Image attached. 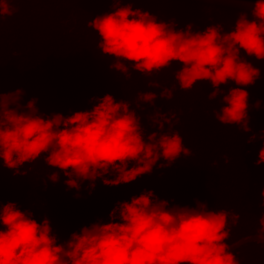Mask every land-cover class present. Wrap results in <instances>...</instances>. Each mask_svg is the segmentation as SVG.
<instances>
[{
  "label": "clouds",
  "instance_id": "9594fccd",
  "mask_svg": "<svg viewBox=\"0 0 264 264\" xmlns=\"http://www.w3.org/2000/svg\"><path fill=\"white\" fill-rule=\"evenodd\" d=\"M19 2L0 0V25L14 13L12 5ZM64 2L77 4L81 0ZM89 2L112 5L111 11L91 18L86 25L97 33L100 55L111 58V63L101 59L107 61L109 72L127 79L131 66L142 77H150L177 64L174 79L181 91L210 84L213 91L207 95L209 101L221 105L214 113L217 122L250 131L249 93L244 89L255 84L260 71L240 52L264 60V0H230L253 3L254 7L251 20L241 13L234 28L225 34H221L219 24L194 32L191 24L181 30L174 21L158 22L148 12L132 9L139 0ZM229 82L236 87L224 94L221 86ZM148 88L161 91L138 92L135 109L130 110L128 100L117 102L105 94L89 99L93 105L90 110L67 116L40 113L36 98L21 105L22 89L7 94L0 91V167L13 176H26L24 166L43 158L46 166L55 170L48 180L56 183L57 172L63 173L65 187L76 191V199L85 181L91 195L98 178L104 186L117 187L151 174L153 166L170 167L190 155L179 132L173 131L175 118L157 110L148 117L156 130L146 133L136 109L142 111V104L152 106L157 98L170 100L174 89L162 88L155 81ZM218 95L222 97L219 101ZM252 107L259 109L260 101ZM255 136H250V143L256 141ZM255 163L264 164V146ZM111 174L115 178H104ZM260 196L264 206V190ZM194 204L170 205L153 191L142 190L128 201H117L107 223L97 219L59 243L47 218L37 223L31 211H21L14 202L0 200V264H239L225 243L231 231L229 216L232 225L239 216L223 209L207 210V205L198 200ZM258 223L257 237L264 239V215Z\"/></svg>",
  "mask_w": 264,
  "mask_h": 264
},
{
  "label": "trees",
  "instance_id": "16d2710c",
  "mask_svg": "<svg viewBox=\"0 0 264 264\" xmlns=\"http://www.w3.org/2000/svg\"><path fill=\"white\" fill-rule=\"evenodd\" d=\"M121 6H124L123 4ZM132 9L146 11L158 22L174 21L177 29L193 25V31H203L208 26L221 25L225 34L234 28L241 13L250 15L253 3L221 0L203 4L199 0H139ZM10 17L0 25V91L4 94L23 90L21 105L32 98L44 115L60 113L70 115L75 111L90 110L91 97L111 95L115 101H127L135 109L140 91H155L148 85L153 81L162 88L174 89L170 100L157 98L152 106L142 104L136 114L145 132L156 127L148 117L159 110L161 115L174 117L173 131L183 138L189 149L188 157H181L168 168L153 166L149 175L135 182L117 187L104 186L95 180L91 195L86 191L88 182L81 185L79 199L76 191L67 189L63 173L57 172L56 183L48 180L55 170L46 166L43 158L26 164V176H13L7 168L0 167V200L14 202L21 211H31L32 218L40 223L47 218L58 242L63 243L73 232H79L97 219L108 222V213L117 201H128L142 190H151L161 200L171 204L195 207L194 201L207 205V210H225L237 214L239 220L232 225L229 216L231 245L242 237L259 232L258 219L264 215L260 193L264 190V164L256 165L258 152L264 146V60L240 56L259 69L260 77L249 93V132L238 126L222 125L214 113L221 105L209 101L213 89L210 84L195 86L190 92L181 91L174 79L179 65L142 77L129 66V77L108 71L107 61L96 47L97 33L86 27L91 18L112 10L109 2L81 0H20ZM118 79V80H117ZM236 87L229 82L221 86L224 94ZM222 97L217 96L219 101ZM260 101L259 109L252 107ZM12 107V106H10ZM165 130L168 125H164ZM251 135H256L252 142ZM147 142V137H145ZM163 163L158 161L157 164ZM131 167V165H129ZM105 179L115 178V174ZM239 264H264V243L248 242L231 251Z\"/></svg>",
  "mask_w": 264,
  "mask_h": 264
},
{
  "label": "water",
  "instance_id": "95a60500",
  "mask_svg": "<svg viewBox=\"0 0 264 264\" xmlns=\"http://www.w3.org/2000/svg\"><path fill=\"white\" fill-rule=\"evenodd\" d=\"M248 242H260V243H264V239H260L259 237H257V234L254 235H248L246 237H242L241 239H239L238 241L232 243L229 246V250L232 251L235 248L239 247L240 245L244 244V243H248Z\"/></svg>",
  "mask_w": 264,
  "mask_h": 264
}]
</instances>
